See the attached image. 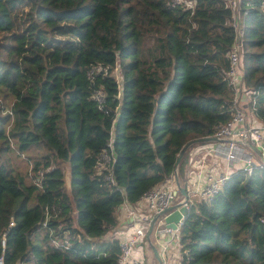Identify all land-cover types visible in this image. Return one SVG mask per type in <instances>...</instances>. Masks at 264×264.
<instances>
[{"label":"trees","instance_id":"16d2710c","mask_svg":"<svg viewBox=\"0 0 264 264\" xmlns=\"http://www.w3.org/2000/svg\"><path fill=\"white\" fill-rule=\"evenodd\" d=\"M232 12L226 0H195L194 9L174 0H0V95L13 100L0 112L4 264H118L120 239L106 236L119 223L117 208L176 170L184 184L201 141L179 161L184 146L233 116ZM238 13L243 88L264 120L261 0H240ZM111 137L115 159L99 173ZM13 145L20 154L46 152L28 156L23 171L9 155ZM51 227L72 244L55 246ZM180 241L188 264H264V166L240 167L213 199L196 200Z\"/></svg>","mask_w":264,"mask_h":264},{"label":"built area","instance_id":"2783aa9c","mask_svg":"<svg viewBox=\"0 0 264 264\" xmlns=\"http://www.w3.org/2000/svg\"><path fill=\"white\" fill-rule=\"evenodd\" d=\"M174 2L183 4L192 9L195 8V0H174ZM226 3L233 11L229 21L234 30V40L228 52L230 65L226 72V79L236 90L233 98L235 111L229 121L220 123L217 126L214 136L222 138L223 141H220V139V142H218L216 146L210 147L206 152L202 150L190 151V159L193 166H198L200 168L207 162L208 155H220L226 158L225 168H223L221 164L218 165L219 167H212L204 185L194 184L189 174L185 184H183L186 188L185 194H181L176 176L178 175V171L176 170L166 179L146 190L136 202L124 200L122 205L125 206L127 216L132 218V222L127 232L119 237L121 251L118 257V264H148L145 256L136 253L135 244L141 242L142 239L147 236L151 228L153 230L155 229L156 233L160 234L161 237L165 235L169 236L167 241L161 243L163 258L161 255L160 256L162 264H172L170 260L165 258L164 254L168 250L172 240L178 239L181 244V228L189 208L196 202L195 197L198 196L200 199L207 200L213 199L223 189L226 181L234 172L231 169L232 166L234 168V164L237 162L244 161L245 165L242 167L249 172L256 166H264V160L256 162L253 156L247 153L241 144L246 141L257 146L262 150V155L264 157V120L263 123L248 122L247 112L244 107L239 104L241 94L245 92L243 88L242 59L246 43V28L242 22L241 15L238 13L240 0H226ZM261 6L264 10V0H261ZM246 93L248 94L249 91L246 90ZM93 98L98 101L100 107L104 108L106 92L102 88L95 89ZM115 154L113 138L111 137L105 150L101 152L98 158L97 166L99 173H102L108 163L115 159ZM106 178H111V182L115 183L111 175L107 173ZM176 199L178 200L176 201ZM175 203L179 204L177 208L185 206L187 210L182 213L181 217L176 222L177 226L173 227L166 221V216L171 211L165 210ZM50 214V209H47L42 227L48 226ZM14 224L15 219L12 217L4 234H6L9 228ZM50 235L53 244L57 247L66 248L72 244L69 234L66 233L62 235L55 227H51ZM3 243L5 244V239ZM185 253H188L187 250H182L181 261L178 264H188L184 260ZM0 264H4L3 258H0Z\"/></svg>","mask_w":264,"mask_h":264},{"label":"crops","instance_id":"0c3cea01","mask_svg":"<svg viewBox=\"0 0 264 264\" xmlns=\"http://www.w3.org/2000/svg\"><path fill=\"white\" fill-rule=\"evenodd\" d=\"M248 99H250V95L247 94L245 91L241 94V100L239 102V104L242 105L247 112V121L251 123H263V120L260 119L252 109L249 108ZM220 141H223V139H221ZM220 141H215L216 142L215 146ZM241 144L245 148L247 153H250L253 156V159L256 162H260L264 160V157L262 155V150H260L257 146L252 145L251 143L246 142V141L242 142ZM207 146H212V145H207ZM199 148L200 147H197V148L194 147L191 150L193 151L201 150ZM213 161L214 160H212L211 162L207 161L200 168L198 166H193L191 163L189 167L188 175L190 174L191 181L194 184H199V185L205 184V181L207 180V175L209 171L211 170V168L217 167L215 166V163ZM234 165L235 167L233 168L232 166L231 168L233 171L245 165V162L240 161ZM181 194H185V193L181 192ZM199 199L200 198H198V196L195 197V201ZM123 206L121 205L120 207L117 208L119 223L115 226V229H114V231L117 230V234H118L117 236L119 237L123 236L127 232L132 222V218L127 216V210L126 208H123ZM119 208H120V214H119ZM111 234L108 232L106 236H111ZM168 239H169L168 235L161 237L160 234L156 233L155 229L154 230L150 229L147 233V236L144 239H142L141 242H137L135 244V251L137 254L145 256L148 264H160V258L158 256L159 252H160L159 255H161L163 258V255L161 252V243L167 241ZM156 251H158V253ZM164 256L165 258L170 260L172 264H178L181 261L182 246L178 239L172 240L170 242L169 248L165 252Z\"/></svg>","mask_w":264,"mask_h":264},{"label":"rangeland","instance_id":"374dc122","mask_svg":"<svg viewBox=\"0 0 264 264\" xmlns=\"http://www.w3.org/2000/svg\"><path fill=\"white\" fill-rule=\"evenodd\" d=\"M113 73L118 77L119 80H121L122 77H121V70H120L119 65L116 66ZM250 96H251V94H250ZM12 101H13L12 97L0 95V112L2 113V111H3V113H5L6 111H8L11 108ZM215 143H216L215 141H204V142L199 143L198 145L195 144L191 149H193L194 147L195 148L200 147L199 149L206 152L210 147L215 146ZM207 145H212V146H207ZM45 152H46V148L44 146H39V147L30 148L28 151L25 152V154H20L17 147L14 146L12 148V150H10L9 155H10L11 160L15 166H17L18 168H21L23 171H26L28 169V167H30V165H28V160H29L28 156L34 155V157H37V156H40L41 154H44ZM212 160H214L213 162L215 163V166H218L219 164H221V166H223V168H225L226 158L224 156L208 155L207 161L211 162ZM62 165H63V169L65 172L66 188L69 190L70 189V180H71L70 162L67 160L62 161ZM177 200L178 199H176V201ZM123 208H125V206H123ZM119 214H120V208H119ZM114 229H115V227H113L111 229V232H109L110 234L112 233L111 236H117L118 235L117 230L114 231Z\"/></svg>","mask_w":264,"mask_h":264},{"label":"water","instance_id":"95a60500","mask_svg":"<svg viewBox=\"0 0 264 264\" xmlns=\"http://www.w3.org/2000/svg\"><path fill=\"white\" fill-rule=\"evenodd\" d=\"M220 139H222V138H219V137H217V136H205V137L197 138V139H195V140H191V141H189V142L184 146V148L182 149V151H181V153H180V155H179L178 160H179V161L181 160V158L184 156V154H185V152L187 151V149H188L192 144H194L195 142H199V141H201V142H204V141H219ZM176 176H177V181H178V183H179V187H180L181 192L186 193V188H185V186H182V185L180 184L179 176H178V175H176ZM178 206H179L178 203H177V204H173V205H171L169 208H167V209L165 210V211H168V210L171 211V212L166 216V221H167V223H168L169 225H171V226H173V227H176V226H177L176 222L179 220V218L181 217L182 213L185 212V211L187 210L185 206H181L180 208H177ZM152 226H153V224H152ZM151 229H152V228H151ZM156 250H157V249H156ZM156 252L158 253V251H156ZM158 256H159V258H160V264H162V259H161L160 255H159V253H158Z\"/></svg>","mask_w":264,"mask_h":264},{"label":"clouds","instance_id":"9594fccd","mask_svg":"<svg viewBox=\"0 0 264 264\" xmlns=\"http://www.w3.org/2000/svg\"><path fill=\"white\" fill-rule=\"evenodd\" d=\"M179 176V175H178ZM179 180H180V178H179ZM178 182V181H177ZM180 184H181V181H180ZM183 184V183H182ZM182 186H184V185H182ZM176 204V203H175ZM118 238H119V236H117Z\"/></svg>","mask_w":264,"mask_h":264}]
</instances>
